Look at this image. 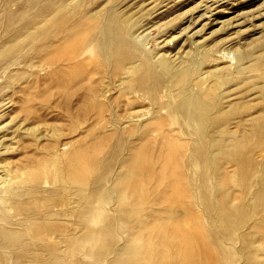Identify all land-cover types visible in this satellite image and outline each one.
<instances>
[{
    "label": "rangeland",
    "instance_id": "374dc122",
    "mask_svg": "<svg viewBox=\"0 0 264 264\" xmlns=\"http://www.w3.org/2000/svg\"><path fill=\"white\" fill-rule=\"evenodd\" d=\"M36 1L40 0H0V32L6 34L8 31L4 30V13L7 15L21 8L32 12L30 6ZM104 6L115 10L121 30L127 33L131 45L128 44L125 55L131 56L137 64L146 57L161 85L158 83L150 94L140 90L127 92V80H110L115 66L111 63L107 74L100 75L94 70L93 74L89 73L91 85L85 92L91 95L89 99H83L82 105L88 106L82 108L86 111L65 114L66 96L62 95L60 85L48 79L46 67H30L24 61L0 66V206L12 212L8 206L10 200L33 199L39 202L44 198L52 211L65 209L55 218L80 222L94 230L82 239L79 253L81 262L94 264L92 251L102 245L95 237V230L110 225V215L115 208L131 204L129 199L133 195L123 190L127 178L120 176L121 171L125 172L129 166L115 163L106 169L109 170L106 176L101 174L105 169L95 171V175L101 174L99 180L102 182L101 187L93 191L82 183L69 182L62 159L78 141H95L93 137L100 135L98 133L103 129L109 131L116 126H121L122 140L126 142L119 147L117 158H129L130 149L134 146L143 149L148 138H160L154 128L156 121L162 119L165 127L176 128L182 124L191 133L194 142H207L208 147H213L214 153L209 161L190 154L186 156L192 163L191 190L195 206L201 213V224L207 228V243L219 249V264H264V165L258 163L253 167L250 161V158L257 160L262 157L264 142L257 141L260 135L249 136L244 145L242 143L236 148L229 146L230 149L221 152L215 140L218 135H211L210 139L207 137L212 132L210 127L218 125L219 119L226 122L229 131L239 125L236 136H241L246 124L243 129L240 119H247L250 113L255 114L264 106V0H83L78 5L81 9L93 8L97 13ZM93 53L94 50L89 48L84 56ZM10 64H15L16 68ZM9 65L10 68H7ZM182 91L185 93L182 94ZM77 94L75 92L71 97L70 109L76 110L82 102ZM75 95L79 96L77 102L73 98ZM184 101L189 102V113L207 112L204 121L191 119L194 117L185 112H175L179 103ZM131 107L134 109L131 110ZM100 109L106 116L102 113L103 117L98 116ZM113 121L119 124L115 126ZM181 139L187 141L184 134ZM188 150L189 147H186ZM158 151L154 148L152 158L157 156ZM233 154L241 160L245 170H235V174L233 171L231 179L225 181L221 176L224 170H232ZM33 155L37 159L32 169L17 175L18 164ZM146 160L149 161L148 158ZM11 167L15 169L11 170ZM62 184L81 188L85 197L83 204L91 209L89 219L80 215L70 198L71 192L75 191L62 187ZM161 184L163 182L158 177L153 185L156 192L163 186ZM63 189H67L65 198L60 196ZM143 194L141 191L136 195L139 200L137 214L148 212V208L141 206L146 196ZM67 196L74 205L71 201L69 203ZM148 196L158 197V193L152 192ZM174 200L172 198L169 204L161 200L153 204L158 210L183 216V209L175 205ZM226 200L230 201L229 208L234 213L231 219L225 218L221 209ZM154 205L153 208H156ZM131 214L112 225L113 237L123 235L125 239L129 238L125 225L134 220ZM69 225L65 230L68 234H64L63 238L66 243L69 242L70 248H74L78 242V237H74L77 230ZM52 241L53 245H50L55 246L53 249L59 248V244L53 241L54 245ZM48 249H51L50 246Z\"/></svg>",
    "mask_w": 264,
    "mask_h": 264
},
{
    "label": "bare ground",
    "instance_id": "6f19581e",
    "mask_svg": "<svg viewBox=\"0 0 264 264\" xmlns=\"http://www.w3.org/2000/svg\"><path fill=\"white\" fill-rule=\"evenodd\" d=\"M82 1L40 0L31 4L32 12H28L26 8H21L18 11L9 12L7 15L4 13L6 20L4 30L8 29V31H5L6 34L0 32L2 33L0 35V66L11 62L19 64V62L24 61L30 67L37 65L46 67L48 79L53 84L60 85L62 95L66 96L68 102H65L66 110L63 111L65 114H71L72 111L74 114L76 111L79 113L86 111L82 108L88 106L82 107V105L83 99H89L91 95L90 92L88 94L85 92L86 90L89 91V85H91L89 73L93 74L92 71L94 70L100 75L107 74V67L111 63L115 66L114 75L109 77L110 80H127V92L130 90L149 91L147 94L154 92L159 80L155 77L153 66L150 65L147 58L143 57V61L137 64L134 59H131V56L124 53L128 49L129 42L127 33L121 30L120 20L115 10L108 6L100 7L98 13L93 8L81 9L78 5ZM89 48L93 49L94 53L92 55L87 54L86 57L84 54ZM126 60H128L127 65ZM10 65L7 68H10ZM93 67L94 69H92ZM5 78L7 79V77ZM188 89L186 88L189 92ZM186 90L185 92H187ZM183 91L182 94L185 93ZM75 92L82 97L79 98L76 95L73 97L77 99L76 102L79 101L78 98L82 100L81 104L78 102L80 105L74 104L79 106H76V110L69 108V104L72 103L71 97ZM176 97L181 98L180 95ZM188 104L189 102H180L175 112L178 114L185 112L194 117L191 119L204 121V115L207 112L189 113ZM108 108L110 109V107ZM98 113V116L102 115V109L98 110ZM181 118L180 116L179 119L181 120ZM114 121L113 124H115ZM162 121V119L157 120L154 128L160 138L150 137L148 141L145 139L146 143L143 140L145 145L143 149L142 147L136 149L139 147L134 146L130 149L129 158H117L120 152L119 147L126 144L125 140H122L124 138L122 137L121 126H116L119 122H116V127L111 130L109 128V131L105 130L107 128L103 129V132L100 131L101 133H98L100 135L96 136V138H100L99 141L98 139L96 141L95 137H93L95 141H91V139L78 141V144L68 151L64 159H62L61 153L58 154L68 172L67 179L69 182L82 183L93 191L101 187L102 180H99V177L101 174L106 176L109 171L106 170L107 168L109 169L115 163L117 165L125 164V167L129 166V168H125L126 173L121 171L124 175L120 174V176L127 178V184H124L123 190H127L129 195H133L129 199V201L132 200L131 204L130 206L115 208L114 213L110 215V225L107 224L95 230L97 231L95 237L102 245L92 251L94 264H219V257L217 256L219 249L207 243V228L201 224V213L195 206L194 194L191 190L193 189L190 174L192 163L188 162L186 156L190 154L201 158L203 161H209L214 153L213 147H208L207 142H194L191 133L183 128L182 124L176 128H167ZM240 122L242 126L246 124L245 129L243 126L244 132L241 136H236L239 125L235 130L229 131L226 128V122L219 119L218 125L210 127L212 132L207 137L210 139L211 135H218L215 140L221 152L226 148L230 149L229 146L236 148L239 145L242 146V143L244 145L249 136L257 135L258 137L260 135L259 138L256 137L257 141L264 142L263 105L257 113H250L247 119L241 118ZM183 134L187 141L181 139ZM186 147H189L188 152ZM154 148L159 151L157 156L152 158ZM101 151L103 152L100 153ZM143 152H147V154L144 155ZM150 152L151 157L149 156ZM261 154L262 157L257 160L250 158L251 166L254 167L258 163L264 165V146ZM147 158L149 161L146 160ZM36 159L34 155L28 156L23 163L18 164L15 170L17 175L30 171ZM231 162L232 170H224L221 176L225 181L231 179L233 171L235 174V170L242 171L244 169L241 160L234 154ZM14 167H11V170H14ZM102 169H105L106 173L104 170L101 174L95 175V171L99 172ZM158 177L161 178L163 182L161 185L163 186L159 192H156L153 185ZM262 178L264 179V175ZM62 187H68V189L70 187L73 189L72 191H75L71 192L70 198L73 199L81 216L83 215L86 219L92 215L89 213L91 209L83 204L85 197L81 193V188H78L77 185L65 186L63 184ZM118 189L122 191L120 186ZM65 191L67 189H63L60 194L62 198L67 195ZM141 191L146 195L141 206L145 209L148 208V212L141 211L137 214L139 200L136 195ZM152 192L158 193V197H149L148 194L150 195ZM67 197L70 199L69 196ZM62 198L59 199L60 202ZM172 198L175 199V205L183 209V216L171 214L172 212L166 213L162 209V211L158 210V207L153 204L158 200L169 204ZM71 199L68 200L69 203L72 202ZM47 201L44 198L39 202L33 199L10 200L8 206L12 212H8L0 206V264H85L79 259L81 241L94 233V230L80 224V222H69L67 219L55 218L56 214H62L65 209L52 211L47 206ZM229 202L226 200L221 205L227 219H231L234 214L233 210L229 208ZM149 203L156 208H153ZM130 213H132L131 216L134 220L125 225L129 238L125 239L123 235L119 238L113 237L111 235L112 225ZM69 224L77 230V235L75 233L74 237H78V242L74 248H70L69 242L66 243L65 238H63L64 234H68L65 230H68ZM51 239L59 244V248L57 244V248L53 249L55 246H51L53 245ZM53 241L52 243L55 245ZM48 246L51 249H48ZM108 255H110L109 258Z\"/></svg>",
    "mask_w": 264,
    "mask_h": 264
}]
</instances>
